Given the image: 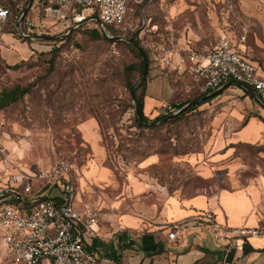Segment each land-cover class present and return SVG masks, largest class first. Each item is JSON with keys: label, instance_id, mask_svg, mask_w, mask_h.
Wrapping results in <instances>:
<instances>
[{"label": "rangeland", "instance_id": "374dc122", "mask_svg": "<svg viewBox=\"0 0 264 264\" xmlns=\"http://www.w3.org/2000/svg\"><path fill=\"white\" fill-rule=\"evenodd\" d=\"M28 1L9 3L22 13ZM94 12L95 8L85 10L87 16ZM43 18L40 3L33 0L24 21ZM54 28L48 36L55 40L42 39L35 31L34 38L29 39L19 37L10 24L1 39L12 50H0V91L32 85L21 100L0 110V140L27 175L35 176L64 161L71 165L78 199L85 204L90 199L89 206L96 207L95 201L105 198L119 205L145 207L159 206L167 196L183 199L199 192L213 194L264 174V143L230 144L231 157L226 160H221V151L215 149L217 142L225 146L229 142L225 121L216 132L213 118L224 105L244 99L242 90L235 86L226 89L217 100L203 104L177 124L155 131L138 130L133 126L135 111L122 75L125 66L138 62L127 43L93 39L87 32L94 29L92 23L78 31ZM168 33L177 39L179 47L187 46L198 53L212 49L223 36L236 40L244 36L247 57L264 63V36L257 21L244 14L241 0H130L125 22L113 37H136L146 51L145 44L161 43L160 37ZM146 55V86L153 81L165 85L164 94L158 90L164 98L154 109V118L166 105L198 96L188 69L162 68L147 51ZM139 77L133 73L130 80L136 83ZM90 119L96 121L101 140L102 132L106 139V144L101 142L105 150L102 166L111 176L100 183L84 176L95 155L78 127ZM121 139L138 143L125 144L128 151H123L118 149ZM151 156L156 162L146 166L145 160ZM205 168L214 172L211 179L200 175ZM0 264H11L2 245Z\"/></svg>", "mask_w": 264, "mask_h": 264}, {"label": "built area", "instance_id": "2783aa9c", "mask_svg": "<svg viewBox=\"0 0 264 264\" xmlns=\"http://www.w3.org/2000/svg\"><path fill=\"white\" fill-rule=\"evenodd\" d=\"M44 18L34 22L24 21L19 35L33 39L48 36L53 29L71 31L82 24L101 22L98 28L111 37L106 27L118 28L126 19L130 0H37ZM64 6L69 8L64 9ZM95 8L87 16L85 10ZM12 15L9 0H0V50L12 48L3 44L2 36ZM21 26V24H20ZM153 28H156L153 26ZM160 42L144 45L150 58L162 68L188 69L200 93L211 92L230 80L252 88L264 103V63L248 58L243 45L245 37L232 39L223 36L212 49L198 53L189 47H179L170 33L160 37ZM166 105L158 115L175 113ZM48 187V199H39L38 193ZM41 196V195H40ZM100 211L96 207L77 206V190L71 174V165L61 161L35 176L21 170L0 141V245L11 264H101L108 258L98 256L88 247L98 231ZM205 225L212 240L223 247L225 256L238 240L264 234V222L256 227H229L216 220L214 213L205 212ZM174 245L185 242L183 230L177 226L167 233ZM224 256V259H225Z\"/></svg>", "mask_w": 264, "mask_h": 264}, {"label": "crops", "instance_id": "0c3cea01", "mask_svg": "<svg viewBox=\"0 0 264 264\" xmlns=\"http://www.w3.org/2000/svg\"><path fill=\"white\" fill-rule=\"evenodd\" d=\"M241 8L245 15L257 21L264 36V0H241ZM16 30L18 32L17 24ZM7 34L13 37L12 32L8 31ZM243 49L245 52V44ZM159 88L164 94V83L153 81L146 86L143 107L146 117L154 118V109L162 104L164 96H159ZM221 94L210 102L217 100ZM223 121L225 138L229 143L225 146L224 142L222 145L217 142L215 145V149L221 151L218 154L221 160L231 157L230 144L264 143V110L251 97L224 105L213 118L216 132ZM78 128L83 141L95 155L88 162L84 176L100 183L111 173L102 166L105 150L98 125L90 119ZM233 128L236 130L233 131ZM15 162L19 166L18 159ZM155 162L156 157L151 156L145 160V165ZM213 174L206 168L200 173L205 180L211 179ZM78 197L77 194L79 208L91 205L90 199L85 204ZM95 203L100 211L98 231L87 245L98 256L109 259L101 264H264V234L238 240L225 256L223 247L212 240L203 218L205 212H212L219 223L229 227H256L264 222V174L257 175L244 185L221 188L213 194L199 192L183 199L167 196L159 206L119 205L105 198ZM175 226L181 228L185 235V242L181 245H174L167 239L168 231ZM109 253H114V256H107Z\"/></svg>", "mask_w": 264, "mask_h": 264}, {"label": "trees", "instance_id": "16d2710c", "mask_svg": "<svg viewBox=\"0 0 264 264\" xmlns=\"http://www.w3.org/2000/svg\"><path fill=\"white\" fill-rule=\"evenodd\" d=\"M11 11H12V15L10 17V22L8 25H12L14 26V32L21 37L17 30H16V24L17 21L19 19V16L21 13H17V11L11 7ZM24 21V20H23ZM94 26V29H90L87 32L90 34V36L93 39H103L105 41H108L109 39L102 33V31L98 28L97 23L96 22H91ZM85 25H89V23H85L80 25L79 27H77L76 29H74L73 31H78L80 30L82 27H84ZM120 27V26H119ZM118 28H114V27H106L107 33L113 37L114 33ZM130 40H133L135 42H137L139 44V40L136 37H131ZM140 45V44H139ZM127 47L132 51V53H134V55L136 56V58L138 59L137 63H133V64H129L127 66H125L122 70V75L124 76V86L126 87V89L129 91L130 93V89L133 86V82L130 80V76L133 73H138V75L140 76L142 73V69H143V60L142 57L140 55V53L137 51L136 47L127 44ZM146 53V51H145ZM51 56H54V53L51 54ZM52 58V57H51ZM148 55H147V60H148ZM149 61V60H148ZM148 61H147V65H148ZM32 85H29L27 87H13L10 89H4L0 91V110H5L6 108H8L10 105L17 103L19 100H21L26 94H28L31 90ZM237 89H240L243 91L244 96L245 97H249V95L247 94V92L245 90H243L240 87L235 86ZM145 90H146V80L141 83L140 85H138L135 89H134V96H135V100H136V106L137 109L141 115L142 121L144 124L146 123H150L152 121H160L162 119L165 118V116L162 115H157V117L149 120L148 117H146L144 115L143 112V107H144V98H145ZM199 92V91H198ZM209 93V92H207ZM207 93H200L198 94V96L192 98V99H187L184 102H178L175 105H173V108L175 111L180 110L182 107H184L185 105H187L188 103L194 101V100H198L201 99L204 95H206ZM131 96V93H130ZM216 96L211 97L205 101L199 102L197 104H194L192 106L187 107L184 111L180 112L179 114H177L173 119H171L170 121L166 122V123H161L158 126H154V127H149V126H145V125H141L139 124L136 115L134 114V127L138 130H142V131H155L158 127L163 126V125H169V124H177L179 123L183 117L191 112L196 111L200 106H202L203 104H206L208 102H210L212 99H214ZM250 98V97H249ZM132 100V97H131ZM134 109V106L132 107ZM246 119V118H245ZM112 129H114L113 127H111ZM102 132V130H101ZM129 134V133H127ZM101 135L103 136V143L106 144V139L104 138V133L102 132ZM130 135V134H129ZM118 149L119 150H123V151H128L127 148L124 147L125 144H137V141L134 140H129V139H121L118 142ZM150 144V143H149ZM107 146V145H106ZM151 148H154L155 146H152L151 143ZM125 158V157H124ZM52 190L48 187H44L40 193H38V198L41 200H45L50 198L49 194ZM41 195V196H40ZM121 239V238H120ZM107 256H114V253H109L107 254ZM114 258V257H113Z\"/></svg>", "mask_w": 264, "mask_h": 264}, {"label": "water", "instance_id": "95a60500", "mask_svg": "<svg viewBox=\"0 0 264 264\" xmlns=\"http://www.w3.org/2000/svg\"><path fill=\"white\" fill-rule=\"evenodd\" d=\"M32 3H33V0H29L26 8L21 13V15H20V17L18 19V22H17V29H18V31H19V27H20L21 22L26 17V14L28 13V11L31 9ZM94 19H95L97 25L99 27H101V22L98 20V18L97 17H94ZM103 33H105V32L103 31ZM106 37L109 40H111L112 42L124 41L127 44H130V45L136 47L137 51L140 53V55L142 57V60H143L142 73H141L138 81L136 83H134L133 86L130 89V93H131V97H132V102H133V106H134L135 115H136V118H137L139 124H141V125H145V126H149V127H154V126H156L158 124L166 123V122L170 121L171 119H173L177 114H179L180 112L184 111L187 107L192 106L194 104H197L199 102L205 101V100H207V99H209L211 97L217 96L220 93H222L223 91H225L227 88L232 87V86H237V87H240L243 90H245L247 92V94L249 95V97H251L253 100H255L260 105V107L264 110V104L260 102V100L258 99L255 91L252 88H250L249 86H247V85H245L243 83L230 80L227 83H224L219 88L211 91L210 93H207L201 99L194 100V101L188 103L187 105H185L184 107H182L180 110L176 111L175 113H172L171 115L165 117L164 119H162L160 121H152L150 123L144 124L143 121H142L141 115H140V113H139V111L137 109V106H136V100H135V96H134V89L138 85H140L141 83H143L146 80L147 72H148L147 55H146L145 51L142 49V47L137 42H135L133 40L125 39V38H121V37H109V36H106ZM40 38L45 39V40H55L56 39L55 37H49V36H41Z\"/></svg>", "mask_w": 264, "mask_h": 264}]
</instances>
